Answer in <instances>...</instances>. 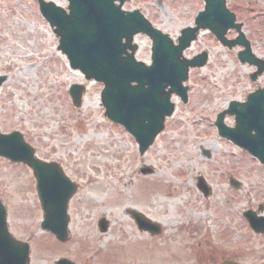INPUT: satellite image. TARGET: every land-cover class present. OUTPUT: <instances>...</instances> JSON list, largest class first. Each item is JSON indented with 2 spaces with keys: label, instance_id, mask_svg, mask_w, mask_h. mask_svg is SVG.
I'll use <instances>...</instances> for the list:
<instances>
[{
  "label": "rangeland",
  "instance_id": "374dc122",
  "mask_svg": "<svg viewBox=\"0 0 264 264\" xmlns=\"http://www.w3.org/2000/svg\"><path fill=\"white\" fill-rule=\"evenodd\" d=\"M30 1L0 0V75L7 77L0 88V131L24 133L37 146V155L59 162L79 189L69 203L70 237L58 244L38 227L41 214L30 172L0 159V200L7 209L8 229L29 243V264H52L60 258L74 264H221L229 258L264 264V236L253 234L240 216L264 206V167L220 139L212 126L228 101L242 100L254 89L249 68L201 34L184 54L190 58L206 50L209 55L205 68L189 73V103L183 106L173 98L176 111L164 133L139 156L134 139L103 118L102 86L85 83L80 73L67 68L55 37ZM234 1L244 4L246 12L252 7L264 14V0ZM201 7L200 0H132L124 5L139 9L172 39L192 24ZM246 12L237 15L244 24ZM261 23L251 27L248 21L244 32L252 51L264 58ZM135 42L136 59L149 63V41L137 36ZM72 84H86L79 110L64 93ZM259 85L264 88V76ZM143 165L155 173L141 177ZM196 175L211 188L209 198L195 189ZM230 177L241 183L240 190L228 186ZM130 208L162 225L159 238L137 231L125 213ZM99 216L110 224L106 234L95 226Z\"/></svg>",
  "mask_w": 264,
  "mask_h": 264
},
{
  "label": "water",
  "instance_id": "95a60500",
  "mask_svg": "<svg viewBox=\"0 0 264 264\" xmlns=\"http://www.w3.org/2000/svg\"><path fill=\"white\" fill-rule=\"evenodd\" d=\"M67 1L68 14L52 3L39 1L42 16L58 38V50L66 55L70 68L79 70L86 80H95L104 85L100 96L105 108L104 116L124 126V129L135 137L140 153H143L154 137L163 130L165 117L171 115L173 106L169 103L170 94L176 93L186 101V88H182L181 84L187 79L188 68L202 67L205 64L204 53L192 60L182 58V51L195 40L200 28L209 29L228 47L238 43L246 48L238 57L241 63L247 62L257 67V72L251 76V80H255L256 76L264 71V60H257L250 54L249 45L241 33L233 42L223 38L229 28L233 27L238 32L240 30V25H233V16L226 11L218 14L216 18L209 17L207 12H200L195 18V27L182 30L177 39L178 44L174 46L166 35L152 29L148 21L136 12H121L120 6L125 0H118L119 6L113 4L116 0ZM206 4L212 3L207 0ZM136 33H144L152 41L151 67L147 68L134 61L136 46L131 42ZM127 50L131 53L128 54ZM166 87H170L169 90H165ZM83 93V86L74 85L70 88L69 94L74 106L79 108ZM247 101L238 105L239 110L235 109V104L230 105L228 113L235 115L233 129L222 124L224 113L218 116V135L248 150L264 164V92L258 90L251 94ZM14 143L16 145L11 144L8 137L0 136V155L13 162H24L34 169L41 207L48 208L42 227L52 232L60 241H65L67 218L60 208L63 206L65 210V203L73 193V187L68 186L70 184L61 172L38 164L32 155L23 152L24 147H21L20 142ZM140 172L152 173L147 168L141 169ZM197 181L198 189L205 196H209V189L203 180L198 178ZM59 184L65 186L61 196L55 197L56 194L53 193H56ZM231 184L238 186L233 181ZM60 198L63 199L62 202ZM130 214L140 230H147L149 234L160 232L158 225L147 221L142 215L133 211ZM244 216L255 231L264 233V219L253 218L248 213ZM4 220L5 210L0 204V264H27V245L19 244L10 238ZM105 224L104 221L99 223L101 231H105ZM55 264L69 263L58 261Z\"/></svg>",
  "mask_w": 264,
  "mask_h": 264
},
{
  "label": "flooded vegetation",
  "instance_id": "af4514ba",
  "mask_svg": "<svg viewBox=\"0 0 264 264\" xmlns=\"http://www.w3.org/2000/svg\"><path fill=\"white\" fill-rule=\"evenodd\" d=\"M5 83H6V82H4L3 85H4ZM3 85H2V86H3ZM2 86H1V87H2ZM1 87H0V88H1Z\"/></svg>",
  "mask_w": 264,
  "mask_h": 264
}]
</instances>
